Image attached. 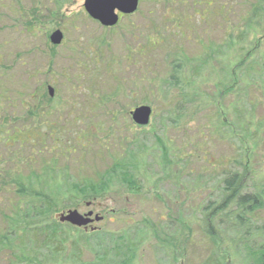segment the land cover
Returning <instances> with one entry per match:
<instances>
[{"label":"rangeland","instance_id":"1","mask_svg":"<svg viewBox=\"0 0 264 264\" xmlns=\"http://www.w3.org/2000/svg\"><path fill=\"white\" fill-rule=\"evenodd\" d=\"M56 2L61 9L54 16L48 11ZM84 3L0 0V120L16 127L20 111L33 108L41 120L34 130L60 133L68 147L89 142L87 156L75 152L72 162H60L71 182L96 180L114 160H137L145 200L115 180L109 192L81 204L76 200L51 219L69 233L61 254L43 250L32 256L35 262L99 264L122 237V244L137 245L132 264H207L217 244L206 236L203 210L220 200L223 174L244 169L245 192L261 202L250 228L261 234L250 235L248 243L259 259L264 248V0H139L138 12L114 28L92 20ZM56 31L63 34L57 46L50 40ZM178 62L190 82L187 103L177 80L170 79ZM8 98L17 99L15 109H7ZM140 106L153 110L144 128L131 117ZM44 146L54 143L46 140ZM162 148L169 152L167 160ZM38 149L9 152L0 144L3 170L26 167ZM65 178L59 179L64 192ZM1 183L0 241L8 236L5 218L26 206L7 180ZM74 210L104 219L76 232L59 221L60 214ZM227 231L215 228L222 239L219 249L231 253L229 264L253 263L244 246L231 244L236 235ZM163 237H171L174 247L160 243ZM21 238H12L10 249L0 246V264H20Z\"/></svg>","mask_w":264,"mask_h":264},{"label":"trees","instance_id":"2","mask_svg":"<svg viewBox=\"0 0 264 264\" xmlns=\"http://www.w3.org/2000/svg\"><path fill=\"white\" fill-rule=\"evenodd\" d=\"M56 3L57 6L55 7L54 5V9H56L48 11L54 16L58 15L61 9L58 2ZM36 13L40 15L43 14L41 11H36ZM32 15L34 14L32 13ZM25 25V29L30 31V19L26 21ZM178 60L183 62L180 57ZM206 65L207 61L205 60L201 66L203 68L204 66L206 67ZM180 66L181 63L179 62L173 64L175 69L170 75V79L177 80L175 86L179 90L181 96L179 97L183 102L187 103L189 100L187 87L190 86V82H188L189 79L183 73L184 67L179 69ZM30 97L31 99H37L35 94L30 95ZM44 97H46L45 94ZM1 98L3 97L0 96V100ZM10 99L11 98L5 99L6 102H11L9 105L10 107L7 109L13 110L17 107V99ZM38 99L40 100V97ZM2 101H4V99H2ZM36 103L37 107L35 108H38L41 103L40 101ZM41 107H43V105ZM1 115L3 114H0V116ZM11 116H14V113ZM17 116L19 119L14 120L16 127H10L8 121L4 122L0 120V144L9 152H17V149L24 147L25 149L27 147L35 149L37 147L39 151L38 153L33 152L36 158L28 159L27 162H25L26 167L17 164L15 170L12 172L10 170V173H8L7 170H3V166L0 163L1 185L7 180V185L15 191L19 201H24L26 205L23 210L14 209L12 215L5 218L6 228L4 231L8 236L4 237L3 235L0 246H2V249H10L13 239H15L17 235H22V240L20 241L21 249H18L21 255L18 261L20 264H39V261L35 262L36 259L32 256L43 250H47L49 253H55L58 256L62 251L60 247L62 245V238L66 240L69 234L68 232L62 231L63 225L56 223L54 220L51 221L53 214L58 213L60 210L67 209L68 206H72L76 200L77 203L81 204L82 202H88V198L98 197L101 194L109 192L111 183L114 180L125 185L129 192L132 191L136 196H140L141 183L139 182L136 170V166H139L140 163L137 162V160H114L115 162H113L111 167L105 168L102 174L97 176L96 180L85 178L80 183L71 182L73 177L67 178V166L60 167V162H72V157L75 152H79L81 157L87 156V150H89L87 146H89V142H85L87 143L86 145H83L84 143L80 144L79 142L77 147H68L62 141V135L60 133L56 134L53 131L44 132L43 129L34 130V128L41 123V120L33 108L29 111H20ZM5 118L8 120L7 115ZM17 122L21 123V127L17 126ZM32 126L34 128H31ZM46 140H52L54 147L48 148L44 146ZM60 146H62V148H60ZM162 151L163 160H167L169 158L168 150L162 148ZM221 164L225 163L222 161ZM241 166L244 167V162L241 163ZM246 172L247 169H244L241 173L225 172L222 178V186L219 188L220 200L216 202L210 201L203 210L204 223L207 226L205 229L206 236L209 239L211 238L213 243L217 244V246L212 249L207 264H229L231 260L229 249H227L228 251L219 249L222 239H220L221 235L215 232V228L217 227L223 229L225 233H229L227 230H231V233L236 235L235 237L234 235L232 236L234 239L231 241V244H238L240 247L244 246V250L249 254V257L254 259V262L251 264H264V248H260V250H263L261 251L263 253L262 256L257 259L255 254L257 253L255 250L256 248L248 244L252 242L250 235L256 237L261 234L258 232V228L254 232L250 231L251 223H253L255 219V212L261 205V202L257 194L245 192ZM62 176L66 177L65 179L67 180H64L67 182L65 192L62 190L63 188L59 187V179H61ZM62 195H70L71 197L67 201L61 198ZM144 198V196L139 197L142 201L145 200ZM61 206L63 207L61 208ZM173 224L172 222L171 225ZM183 224L185 223L183 222ZM184 228L186 227L184 226ZM243 228L246 229L245 233L240 232ZM68 229H72L76 232L78 231L77 228L71 225ZM153 229L155 231V226ZM261 230H264V226ZM157 236V234L154 235L157 239L161 238V236ZM120 238L119 242H112L113 249L111 250V254L105 255L99 264L133 263V253L136 252L137 245L131 244L127 246L124 243L122 244L120 241H123V238ZM161 242L165 246L169 245L171 248L174 247L171 237H166L164 240H161L160 243ZM222 242L225 241L223 240ZM29 243L33 246L30 247ZM107 249L105 251H107ZM25 253H30L28 255L31 257L25 258Z\"/></svg>","mask_w":264,"mask_h":264},{"label":"water","instance_id":"3","mask_svg":"<svg viewBox=\"0 0 264 264\" xmlns=\"http://www.w3.org/2000/svg\"><path fill=\"white\" fill-rule=\"evenodd\" d=\"M139 8V0H85L84 9L89 17L100 23L103 27L113 28L118 25L120 15L130 16L135 14ZM54 45H60L63 41L61 31L54 32L50 37ZM49 94L53 97L54 92L50 88ZM152 108L148 106L137 107L131 113L132 121L138 127H146L149 125L152 117ZM90 205V204H88ZM93 212L81 215L77 210L68 211L59 215V221L62 224H69L75 228H87L93 223L102 222L103 217L96 215ZM94 231V229L92 230Z\"/></svg>","mask_w":264,"mask_h":264},{"label":"flooded vegetation","instance_id":"4","mask_svg":"<svg viewBox=\"0 0 264 264\" xmlns=\"http://www.w3.org/2000/svg\"><path fill=\"white\" fill-rule=\"evenodd\" d=\"M120 15V19H123V18H125V17H127V16H125V15H123V14H119ZM134 15V14H133ZM133 15H130V16H133Z\"/></svg>","mask_w":264,"mask_h":264}]
</instances>
